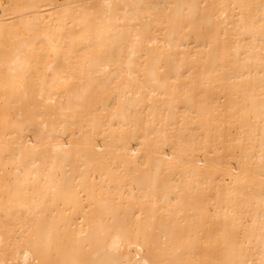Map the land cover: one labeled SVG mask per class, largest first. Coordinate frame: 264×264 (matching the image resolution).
<instances>
[{"label":"bare ground","instance_id":"6f19581e","mask_svg":"<svg viewBox=\"0 0 264 264\" xmlns=\"http://www.w3.org/2000/svg\"><path fill=\"white\" fill-rule=\"evenodd\" d=\"M0 264H264V0H0Z\"/></svg>","mask_w":264,"mask_h":264},{"label":"rangeland","instance_id":"374dc122","mask_svg":"<svg viewBox=\"0 0 264 264\" xmlns=\"http://www.w3.org/2000/svg\"><path fill=\"white\" fill-rule=\"evenodd\" d=\"M4 1H6V0H4Z\"/></svg>","mask_w":264,"mask_h":264}]
</instances>
